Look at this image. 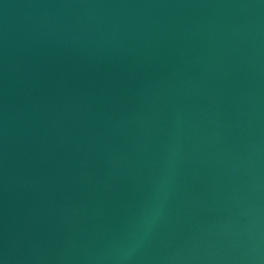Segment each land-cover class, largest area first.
<instances>
[{
  "label": "water",
  "instance_id": "water-1",
  "mask_svg": "<svg viewBox=\"0 0 264 264\" xmlns=\"http://www.w3.org/2000/svg\"><path fill=\"white\" fill-rule=\"evenodd\" d=\"M0 264H264V0H0Z\"/></svg>",
  "mask_w": 264,
  "mask_h": 264
}]
</instances>
